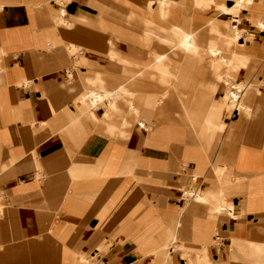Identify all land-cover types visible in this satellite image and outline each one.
<instances>
[{"label":"crops","instance_id":"crops-1","mask_svg":"<svg viewBox=\"0 0 264 264\" xmlns=\"http://www.w3.org/2000/svg\"><path fill=\"white\" fill-rule=\"evenodd\" d=\"M200 5L0 0V264H264V85L247 80L264 0ZM171 24L196 34L190 51ZM201 46L209 65L185 76ZM92 90L114 94L91 105Z\"/></svg>","mask_w":264,"mask_h":264},{"label":"bare ground","instance_id":"bare-ground-1","mask_svg":"<svg viewBox=\"0 0 264 264\" xmlns=\"http://www.w3.org/2000/svg\"><path fill=\"white\" fill-rule=\"evenodd\" d=\"M157 1H159L160 2V4L162 5V3H164V1L165 0H157ZM200 1V3H201V5H200V9H207L208 8V6L210 5V3L212 2V1H215V0H199ZM226 1H228L229 2V4L232 6V5H236L237 7H239V8H245V7H247L249 4H251L254 0H233V1H230V0H226ZM155 2V1H154ZM169 2V1H168ZM64 3H65V1H64ZM147 3V2H146ZM198 4V3H197ZM147 6V5H146ZM167 5H164L163 4V6H162V13H161V15H162V17H166L168 14H167V7H166ZM218 8H220V10L223 12V13H226V8L225 7H223L222 5H218ZM236 9V8H235ZM230 12V11H229ZM235 12V11H234ZM237 12V11H236ZM235 12V13H236ZM64 13H65V9H64V7H61L60 8V15H58V16H52L51 18V21H52V23H54L55 24V26H60L59 24L60 23H63V22H65L64 21V19H63V15H64ZM52 14H54V13H52ZM38 18H42V16H40V15H38ZM163 19V18H162ZM235 20L236 22H237V24H236V22H235V24L233 23L232 24V26H233V29L235 30V29H237V28H239L238 26H239V24H242L240 21H239V19H241V18H239V19H237V18H235V17H231V21H233V20ZM147 21V23H149L148 22V20H146ZM209 24V23H208ZM261 24V23H260ZM260 26H264V24H261ZM170 27H172V29H171V36H167V38L170 40V41H172L174 44L173 45H175V46H177V47H179V49L180 50H182V51H190L191 49H192V47L196 44V37L194 36V34L193 33H189V32H185V31H183V30H181L180 28H177L176 26H172V24H171V26ZM144 29H146V28H144ZM215 30V29H214ZM148 32V31H147ZM153 32V31H152ZM208 32V31H207ZM211 32V31H210ZM198 33V32H197ZM157 34H159V32H157ZM218 34V33H217ZM240 33H237V35H239ZM62 35H63V37L64 38H66V36L67 35H65V32L62 30ZM196 35V34H195ZM222 35V34H221ZM225 35V34H224ZM83 36H85V35H83ZM197 36H198V34H197ZM220 36V35H219ZM240 36V35H239ZM222 37H224V36H222ZM69 38V37H68ZM72 38V37H71ZM83 38H85V37H83ZM198 38V37H197ZM230 38V37H229ZM67 39V38H66ZM82 39V38H81ZM81 39H78L77 41H80ZM89 39V38H88ZM235 39V38H234ZM70 40V39H69ZM73 40V39H72ZM165 40H167V39H165ZM202 40V39H201ZM235 42V41H234ZM228 43V42H227ZM198 44V43H197ZM214 44V43H213ZM112 45V44H111ZM203 45V44H202ZM205 45V44H204ZM212 45V44H211ZM218 45V44H217ZM228 45V44H227ZM230 46V45H229ZM229 46H227V47H229ZM198 47V46H197ZM97 48L98 49H101V44H98L97 45ZM215 48V47H214ZM106 49V51L110 54V55H113V56H116V57H119V58H122V59H124V60H128V54L125 52V50H120V49H118V48H116V47H108V48H105ZM174 49H176V48H174ZM103 50H104V48H103ZM211 50V49H210ZM172 51V50H171ZM209 51V50H208ZM212 51V50H211ZM149 52V51H148ZM167 52V51H166ZM172 53H173V51H172ZM149 54V53H148ZM154 54H156V53H154ZM236 54V53H235ZM156 55H158V54H156ZM163 55V54H162ZM161 55V56H162ZM207 55V54H206ZM212 55H216V52L215 51H213V53H212ZM153 56V55H152ZM159 56V55H158ZM161 56H160V58H161ZM168 56V55H167ZM176 56V55H175ZM157 57V56H156ZM144 58V57H143ZM147 59V58H146ZM143 60V59H142ZM161 60V59H160ZM159 60V61H160ZM225 61V60H224ZM164 62V61H163ZM244 64V63H243ZM137 68L138 67H141V68H146V69H151V68H155V69H159L160 70V68H161V65H158L157 67H155L153 64H152V62L149 60V59H147L145 62H141V63H138V62H135V64H134ZM169 66V65H168ZM245 66V65H244ZM161 73V72H160ZM161 76H162V74H161ZM168 76H169V74H168ZM160 77V76H159ZM162 78V77H161ZM223 79V85L227 88V94H228V96L230 97V98H232V100L233 101H238V98H239V92L241 91V89H242V87L244 86L243 84H236V83H233V82H230L227 78H222ZM159 81V80H158ZM166 80H164V82H165ZM161 82V81H160ZM163 83V82H162ZM168 83V82H167ZM169 84V83H168ZM263 85H264V80H263ZM110 88H112V84H111V87ZM122 88V87H121ZM189 88V87H188ZM254 89H257V87H255ZM124 90V89H123ZM114 94V92L113 91H110V92H107V93H99V92H97V91H95V90H92L91 91V93L88 95V97H89V103L91 104V105H95V104H97V103H99V102H101V101H104V100H106L107 102H110L111 101V97H112V95ZM140 125L141 126H143L144 124L142 123V122H140ZM187 194H189V196H192L189 192H187ZM188 196V195H187ZM196 198L198 199V200H205L206 198H204L201 194H198L197 196H196Z\"/></svg>","mask_w":264,"mask_h":264},{"label":"rangeland","instance_id":"rangeland-1","mask_svg":"<svg viewBox=\"0 0 264 264\" xmlns=\"http://www.w3.org/2000/svg\"><path fill=\"white\" fill-rule=\"evenodd\" d=\"M65 1V3H67V2H69V0H64ZM255 1V0H254ZM253 1V2H254ZM252 2V3H253ZM147 7V6H146ZM219 33H221V34H225V33H222L221 31H219ZM77 42H79V41H77ZM108 48V47H107ZM81 52H79L78 54H80ZM201 55L200 57L202 58V55H204V48L201 46L200 47V49H199V51L197 52V53H193V54H191V55H189L188 57H186L185 58V60L181 63V69H182V71L185 73V76H195V72H196V70L198 69V67H199V65L201 64V65H203L204 67H205V65L207 64V66L209 65V63H208V59H207V57H205L204 56V60L202 61V62H200V61H197V62H194V55ZM72 55H74V54H72ZM225 56V55H224ZM249 57V59L250 60H252V61H255L256 62V64L254 65V66H256L255 68H259V71L258 72H256V74L254 75V77L253 78H251V79H247V80H250V82H252L253 84H255V85H263V80H262V82H261V79H262V77H263V75H262V73H263V69H264V51H263V53L261 54V55H259V56H257V57H254L253 55H249L248 56ZM227 57H225V59H226ZM220 59V61H222V58H219ZM200 60V59H199ZM206 63V64H205ZM219 65H226L223 61H222V63H220ZM222 68V67H221ZM223 69V68H222ZM249 70V69H248ZM226 74V73H225ZM259 76H261V78H258ZM234 80V79H233ZM185 86H186V88H185V94L183 95V97H184V99L188 96V95H191L189 92H188V89H187V83L189 82V81H191L190 79H186L185 78ZM230 81V80H229ZM230 82H232V81H230ZM260 87H262V86H260ZM236 109V108H235ZM213 117V119L215 120V119H217L216 117H214V116H212ZM219 118V117H218ZM214 120H212V122L213 123H210V126L208 127V130H207V132H208V134L210 133V130H211V133H212V129L213 128H215V129H217V131L219 132L220 130H221V127L220 126H215V125H213L215 122H216V120H215V122H214ZM206 132V133H207ZM203 136V135H202ZM206 136V135H205ZM200 140L198 141V143L197 144H199L203 149H204V151H207L208 150V145H209V142L207 141V140H205V141H203L204 140V137H201V138H199ZM193 143V142H192ZM219 161V160H218ZM217 161V162H218ZM189 195V194H188ZM190 197V196H189ZM89 259V263L91 264V263H93V264H95L96 263V258L95 257H89L88 258Z\"/></svg>","mask_w":264,"mask_h":264}]
</instances>
